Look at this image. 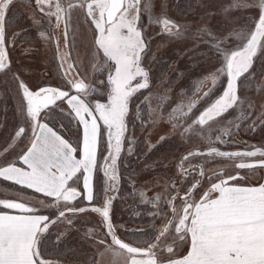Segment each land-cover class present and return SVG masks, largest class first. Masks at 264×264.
I'll use <instances>...</instances> for the list:
<instances>
[{"label":"snow or ice","instance_id":"6c2138e0","mask_svg":"<svg viewBox=\"0 0 264 264\" xmlns=\"http://www.w3.org/2000/svg\"><path fill=\"white\" fill-rule=\"evenodd\" d=\"M0 264H264V0H0Z\"/></svg>","mask_w":264,"mask_h":264},{"label":"rangeland","instance_id":"374dc122","mask_svg":"<svg viewBox=\"0 0 264 264\" xmlns=\"http://www.w3.org/2000/svg\"><path fill=\"white\" fill-rule=\"evenodd\" d=\"M241 139H242V140H247L248 137L244 136V137H241ZM253 142H255V141H253ZM145 178H146V177H145ZM125 221H128V226H129V227L132 226V221H130V220H126V219H125Z\"/></svg>","mask_w":264,"mask_h":264},{"label":"trees","instance_id":"16d2710c","mask_svg":"<svg viewBox=\"0 0 264 264\" xmlns=\"http://www.w3.org/2000/svg\"><path fill=\"white\" fill-rule=\"evenodd\" d=\"M121 207H123V206L121 205ZM123 219H124V220H125V219H126V220H129V219H128V216H127V214H126V213H125V214H123Z\"/></svg>","mask_w":264,"mask_h":264}]
</instances>
